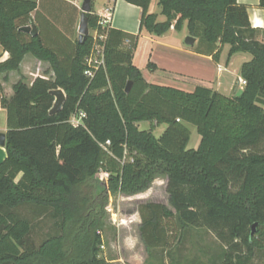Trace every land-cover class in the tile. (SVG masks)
I'll list each match as a JSON object with an SVG mask.
<instances>
[{
	"label": "trees",
	"instance_id": "16d2710c",
	"mask_svg": "<svg viewBox=\"0 0 264 264\" xmlns=\"http://www.w3.org/2000/svg\"><path fill=\"white\" fill-rule=\"evenodd\" d=\"M125 1L141 9L139 32L162 35L186 22L197 38V53L215 62L224 45L227 61L249 54L240 66L245 84L239 94L227 96L202 85L187 91L149 83L133 64L138 34L111 27L105 65L89 79L84 69L91 35L70 50H56L40 30L36 36L19 30L28 24L39 29L43 18L34 0H0V46L8 52L0 74L18 70L27 53L48 61L54 71L31 84L19 80L10 97L0 83L7 122L6 157L0 162V264H105L98 257L101 213L82 191L104 174L109 194L129 196L166 178L168 205L146 201L136 207L149 254H174L172 248L191 229H206L219 241L220 264H249L264 248V42L257 39L247 7L236 0H157L165 17L159 21L149 11L153 0ZM259 6L264 9V0ZM87 18L89 29L101 33L93 9ZM148 67L155 69L153 63ZM57 88L66 99L51 114L50 91ZM77 111L85 116L73 124ZM142 121L150 129L140 130ZM160 125L166 127L156 137ZM187 125L200 136L196 148L187 147ZM44 221L51 225L41 235ZM169 264L178 263L173 258Z\"/></svg>",
	"mask_w": 264,
	"mask_h": 264
},
{
	"label": "crops",
	"instance_id": "0c3cea01",
	"mask_svg": "<svg viewBox=\"0 0 264 264\" xmlns=\"http://www.w3.org/2000/svg\"><path fill=\"white\" fill-rule=\"evenodd\" d=\"M36 2V10L43 18L39 26L41 36L48 45L56 50L63 51L64 49H72L74 43L78 39V23L80 17L79 0H34ZM239 4L247 7L249 22L252 27L258 30L257 39L264 42V9L259 6V0H236ZM94 13L99 16V19L105 16L106 10H110L109 26L119 29L130 34H138L137 47L133 56V64L137 67L145 80L149 83L171 85L183 90L193 89L197 85L210 87L213 90H218L220 82L218 78L223 73H232V59L222 63L221 57L218 62L212 60L211 56L197 53L195 43L188 45L184 39L188 33L187 24L184 22L180 30H176L173 26L170 27L162 35H154L142 30L139 32L140 24V7L130 4L125 0H104L102 5L96 9L92 8ZM149 11L158 14V20L163 21L165 17L160 14V7L157 5V0L150 3ZM224 48V46H223ZM8 57V52L0 46V60ZM249 60V59H248ZM247 61V60H246ZM245 62V61H243ZM241 62V64L243 63ZM149 63L155 65L154 70H150ZM42 66L44 70H42ZM48 63L37 59L33 55H25L20 67L23 70L21 74H14L16 71L0 74V83L3 89V95L10 97L13 95V86L19 80L23 79L27 84L36 77L51 78L52 70H48ZM236 72V84L233 87L235 94L242 86L238 83L240 76V67ZM216 87H215V86ZM221 93V92H220ZM223 94V93H221ZM230 96V95H228ZM1 98V93H0ZM7 130L6 110L0 102V132L5 133ZM6 157V150L0 146V162ZM140 194V193H139ZM137 195V194H136ZM161 202L162 201H155ZM166 204V203H164ZM168 205V204H166ZM136 218V227L139 231L140 217L136 209H134ZM218 241L215 237H213ZM133 237H127L125 244H133ZM135 239L139 240V237ZM141 240V239H140ZM172 248L170 255L167 250H155L153 253H148L145 247L142 251L131 252L128 256V264H169L171 259H175L178 264H200L208 263L209 261H217L221 263V259H217L216 255L209 254L205 259H196L195 256L189 258L185 246ZM218 241L219 255L222 254L223 247ZM176 252V253H175ZM170 256V257H169ZM214 257V258H213ZM123 258V256H121ZM120 259L116 262H121ZM112 262V261H111ZM126 264V263H125Z\"/></svg>",
	"mask_w": 264,
	"mask_h": 264
},
{
	"label": "rangeland",
	"instance_id": "374dc122",
	"mask_svg": "<svg viewBox=\"0 0 264 264\" xmlns=\"http://www.w3.org/2000/svg\"><path fill=\"white\" fill-rule=\"evenodd\" d=\"M104 0H93V8L96 9L102 5ZM82 0L78 1V6L80 7ZM90 30V29H89ZM228 45H224L222 53V63H225L226 52ZM32 55L30 53H27ZM25 54V55H27ZM25 57V56H24ZM23 57V58H24ZM35 57V56H34ZM232 59V70L233 72L223 73L221 77L218 78L220 82V87H217L221 93L224 95H233V87L236 84L237 75L236 72L241 66V62L250 59V55L247 53H236ZM43 61V60H42ZM230 61V60H229ZM22 62V61H21ZM48 70H52L51 65L48 61ZM228 62V61H227ZM229 63V62H228ZM21 64V63H20ZM45 66H42L44 70ZM14 74H21L23 71L19 66L18 70H15ZM51 73L54 76V71ZM240 73V72H239ZM215 86V85H214ZM241 86V85H240ZM216 87V86H215ZM190 90L187 91H191ZM240 89L236 91L235 94H239ZM191 131L190 139L187 147L196 148L200 141V136L196 131V128L192 125H187ZM140 130L150 129V123L147 121H142L138 123ZM166 125H160L153 131L154 135L158 137L164 131ZM100 185L96 180L91 182L90 185L83 187L82 191L88 192L94 203V208L101 213L100 224L98 231L101 237V244L98 248V257L104 261L105 264H128L127 259L131 252H141L142 247H144L142 241L135 239L139 237V231L136 227V216L134 214L136 207L141 202L146 201H162L168 204V195L166 193V178L159 177L156 178L150 188L145 192L137 195H125L121 193H110L107 197L104 192L100 194H95L96 186ZM77 191H80L79 189ZM81 192V191H80ZM84 193V192H83ZM94 209V210H95ZM50 221H44L42 224L41 235L45 233L50 228ZM127 237H133V244H125ZM214 235L207 231L206 229H191L185 232L182 237L180 246H185L187 250V255L189 258L194 257L196 259H205L206 252L207 256L210 254L218 255V241L214 238ZM179 241V242H180ZM217 244V245H216ZM220 245V244H219ZM123 256V258H121ZM121 262H116L117 260ZM112 261V262H111ZM158 264V263H154ZM249 264H264V248L261 250H256L255 255Z\"/></svg>",
	"mask_w": 264,
	"mask_h": 264
},
{
	"label": "water",
	"instance_id": "95a60500",
	"mask_svg": "<svg viewBox=\"0 0 264 264\" xmlns=\"http://www.w3.org/2000/svg\"><path fill=\"white\" fill-rule=\"evenodd\" d=\"M93 8V0H82L81 6H80V17H79V23H78V39L77 41L81 43L86 39V37L89 35V27H88V18L87 13H90ZM19 30L25 33H29L32 36H36L38 34V29L33 24H28L19 27ZM195 37L191 35H187L184 39L185 43L188 45H192L195 43ZM131 86V81H128L125 87V91L128 92ZM51 95L54 97L53 105L50 109L51 114L57 113L59 110H61L66 95L63 89L57 88L50 91ZM5 144V133L0 132V146H4ZM96 181L100 183V185L96 186L95 194L103 193L108 196V186H107V177L106 175H99L96 177ZM255 226L254 223L251 227L250 235L252 236L255 232Z\"/></svg>",
	"mask_w": 264,
	"mask_h": 264
},
{
	"label": "built area",
	"instance_id": "2783aa9c",
	"mask_svg": "<svg viewBox=\"0 0 264 264\" xmlns=\"http://www.w3.org/2000/svg\"><path fill=\"white\" fill-rule=\"evenodd\" d=\"M110 15V10H106L105 16L99 19L98 25L101 26V33H98L96 29L89 30V35L92 37V46L89 55L85 57L84 69V75H86L89 79H92L96 72L105 65L104 41L106 39L107 30L110 28L108 23ZM238 83L243 87L245 80L240 78ZM84 116L85 113L83 111H77L71 116L70 122L73 124H79ZM107 143L109 142L107 141Z\"/></svg>",
	"mask_w": 264,
	"mask_h": 264
}]
</instances>
